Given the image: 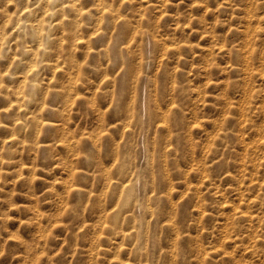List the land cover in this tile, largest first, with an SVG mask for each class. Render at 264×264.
I'll return each mask as SVG.
<instances>
[{"label":"rangeland","instance_id":"1","mask_svg":"<svg viewBox=\"0 0 264 264\" xmlns=\"http://www.w3.org/2000/svg\"><path fill=\"white\" fill-rule=\"evenodd\" d=\"M91 3L5 33L0 111L37 59L45 123L0 112V264H264V0Z\"/></svg>","mask_w":264,"mask_h":264},{"label":"bare ground","instance_id":"2","mask_svg":"<svg viewBox=\"0 0 264 264\" xmlns=\"http://www.w3.org/2000/svg\"><path fill=\"white\" fill-rule=\"evenodd\" d=\"M22 1V0H21ZM48 1V0H47ZM51 0H49V2H50ZM79 1V3L81 2H83V1H91L92 3V7H90V8H93V10H95V11H97V12H99L98 14H100V13H102V14H104L103 16H106V13H108L109 12V9H107V7H105V5H103V3H102V0H60L58 3H56V4H53V5H51V6H49V2H48V5L47 6H49V7H47V8H43V10H42V12H41V16L40 17H37V14H36V16H33L32 18H29V17H27V16H30L29 14L31 13V5H30V3L28 4V3H25L24 5H21L20 6V8L18 9V14L16 15V14H14V12H12L14 15H16L15 17H13V21L11 22V23H9L8 24V26L6 27V29L4 30V28L2 29V31L4 30L5 32H3V33H1L0 34V50H5V48L7 47V45H8V42H7V39H6V37H8V36H6L5 37V33H6V31H8V30H10V34L11 33H13V31H14V29H15V31L16 30H19L21 27L22 28H28V29H31L32 30V34H33V36H35V37H38V38H41L42 37V35L43 34H45V33H43L42 34V30H43V26H44V24H42L43 26H41V23L43 22V20L45 19V16H48V15H50L51 16V14L52 15H54V12H56L58 9H60L61 7H63V6H67V7H70V8H72V11H74V12H76V14L78 15V13L79 14H81V13H84V12H81V6L79 7V6H77L78 4H77V2ZM117 1V0H116ZM260 1V0H259ZM17 3V2H16ZM35 3H37V2H35ZM34 3V4H35ZM40 3V2H39ZM86 3V2H85ZM109 3V2H108ZM20 4H23V3H19V5ZM33 4V5H34ZM236 4V3H235ZM245 4V3H244ZM18 5V6H19ZM32 5V6H33ZM38 5V4H37ZM40 5V4H39ZM45 5V6H46ZM249 5V4H248ZM15 7H16V5H14ZM86 6V5H85ZM84 6V7H85ZM227 6V5H226ZM7 7V6H6ZM11 7H12V4H11ZM10 7V8H11ZM83 7V6H82ZM114 7V6H113ZM225 7V6H224ZM235 7V6H234ZM34 8V7H33ZM38 8V7H37ZM70 8H68L69 10H70ZM151 8V7H150ZM155 8V7H154ZM157 8V7H156ZM8 9V8H7ZM35 10H36V8H34ZM226 9V8H225ZM236 9V8H235ZM237 9H238V7H237ZM236 9V10H237ZM4 10V9H3ZM14 9L12 8V11H13ZM84 10H86V8L84 9ZM90 10V9H89ZM1 11H2V9H1ZM15 11V10H14ZM38 11V10H37ZM232 11V10H231ZM235 11V10H234ZM36 12V11H35ZM62 12V11H61ZM90 12V11H89ZM4 13H6L5 14V17H6V15H7V18L6 19H8V20H12L11 18H10V15H8L7 14V12H5L4 11ZM16 13V12H15ZM37 13V12H36ZM57 13H59V10H58V12ZM88 13V12H87ZM86 13V14H87ZM252 13V12H251ZM56 14V13H55ZM62 14V13H61ZM73 15L75 14V13H72ZM88 14H90L91 15V13H88ZM93 14V13H92ZM32 16V15H31ZM95 16V15H94ZM100 16V15H99ZM98 16V17H99ZM247 16V15H246ZM10 18V19H9ZM89 18V17H88ZM123 18V17H122ZM5 19V20H6ZM95 19V18H94ZM2 20V19H1ZM5 20H4V22H5ZM47 20H48V18H47ZM243 21V20H242ZM250 21V20H249ZM4 22H2V23H4ZM7 22H9V21H7ZM49 22H50V20H49ZM100 22H101V20H100ZM241 22V21H240ZM244 22V21H243ZM246 22V21H245ZM44 23V22H43ZM52 23V22H51ZM6 25H7V23H5ZM46 24H47V22H46ZM99 24V23H98ZM122 24V23H121ZM246 24H249V22H247ZM1 25V24H0ZM52 25V24H51ZM250 25V24H249ZM49 26V25H48ZM45 28V27H44ZM97 28V27H96ZM96 28H94V29H96ZM246 28V27H245ZM47 29H49L48 27H47ZM74 29H76V28H74ZM25 29H23V32L25 33V31H24ZM30 30V31H31ZM100 30V29H99ZM21 31V30H20ZM45 31H48V30H46L45 29ZM101 31V30H100ZM250 31H252V30H250ZM22 32V31H21ZM22 32V33H23ZM72 32V31H71ZM70 32V33H71ZM74 32V31H73ZM48 33V35L47 36H49L50 34H49V32H47ZM17 34V33H16ZM15 34V35H16ZM30 34H31V32H30ZM72 34V33H71ZM74 34V33H73ZM259 34V33H258ZM23 35V34H22ZM70 35V34H69ZM75 35V34H74ZM94 36V35H93ZM262 36V35H261ZM13 37H14V34H13ZM24 37V36H23ZM34 37V38H35ZM45 37V36H44ZM72 37V36H71ZM149 38V37H148ZM43 39V38H42ZM46 39V38H45ZM73 39H74V43L76 44L75 46H77V44L78 43H83L84 41H86L87 39H84V36L83 35H76V36H74L73 37ZM23 40H25V39H23ZM30 41H32V40H30ZM41 41H43V40H41L40 39V42L38 43V46L37 47H35V48H38V47H41V46H43V44L41 43ZM54 41V40H53ZM46 42V41H45ZM48 42V41H47ZM260 42V41H259ZM25 43H27V42H25ZM32 43V42H31ZM16 44V43H15ZM33 44H34V42H33ZM21 45V44H20ZM30 45V44H29ZM28 45V46H29ZM32 45V44H31ZM22 46H23V44H22ZM51 46V45H50ZM251 46V45H250ZM8 47H9V45H8ZM25 47V46H24ZM249 47V46H248ZM10 48V47H9ZM8 49V48H7ZM27 49H28V52H30L31 54L30 55H34L35 54V49H33L32 47H27ZM40 49V48H39ZM39 49H38V51H39ZM44 49V48H43ZM43 49H42V51L41 52H39V53H42L43 52ZM264 49V48H263ZM24 50V49H23ZM6 51V50H5ZM21 51H22V49H21ZM46 50H44V52H45ZM14 53V52H13ZM24 53V52H23ZM27 53V52H26ZM13 55V54H12ZM17 55V54H16ZM29 55V54H28ZM27 55V56H28ZM36 55H37V53H36ZM27 56H25V54H24V57H26L27 58ZM15 57V56H14ZM15 59V58H14ZM12 60V59H11ZM18 60V59H17ZM32 60V59H31ZM46 60V59H45ZM13 61V60H12ZM27 61V60H26ZM30 61V60H29ZM37 59L36 60H34V62H30L29 64H28V68H26L27 70H28V73H23V75H20L18 78H17V81H18V83H17V85L14 87V88H11L12 87V85H11V89L10 90H8L7 88H5V90H6V92H8V94L10 93L12 96L9 98V103H8V107L7 108H4L3 110H1L0 112H7V111H9V113H10V111H14V112H16L18 115H22L23 117H24V119L22 120L19 116L18 117H16V118H14L13 119V121H11L12 122V124H11V126L14 124V125H18V126H27L28 124H30V123H35L36 125H43L44 123H45V121L44 120H38V119H36L35 117H34V115H31L32 114V112L30 111V110H28V108H27V106H26V104H25V101L28 99H26V97L28 96V95H31V93H28V95L26 96V92H25V88L27 87V86H29V87H31V88H39L40 87V85H42L41 83H40V85H39V81L37 80V78L36 79H34V78H32L31 77V74H33V73H36V69H35V65H36V63H37ZM262 61V60H261ZM13 63V62H12ZM16 63V62H15ZM24 63H26V62H24ZM11 64V63H10ZM18 64V63H17ZM27 64V63H26ZM5 71V70H4ZM22 71H23V69H22ZM25 71V70H24ZM22 74V73H21ZM3 76V75H2ZM15 76V75H14ZM35 76V75H34ZM2 78V77H1ZM1 78H0V81H2L3 82V80H1ZM16 80V79H15ZM1 82V83H2ZM1 86V85H0ZM4 87H5V85H4ZM43 87V86H42ZM2 87H0V89H1ZM30 89V88H29ZM27 90V91H29L30 92V90ZM41 89V88H40ZM3 90V89H2ZM38 90V89H37ZM2 92V91H1ZM32 92V91H31ZM30 98V97H29ZM7 105V104H6ZM44 106V101H41L39 104H38V108L40 109V108H42ZM12 113V112H11ZM3 126H5V127H8L7 125H9V124H7V125H4V124H2ZM13 127V126H12ZM7 129H9V128H7ZM11 129V128H10ZM9 129V130H10ZM11 136V135H10ZM14 136L12 135V137L10 138L11 140L10 141H13L14 140ZM262 144H264V143H262ZM258 178V177H257ZM244 179V178H243ZM262 180V179H261ZM243 182V181H242ZM245 187V186H244ZM240 189V188H239ZM242 191V190H241ZM261 203V202H260ZM227 208V207H226ZM243 208V207H242ZM249 211V210H248ZM239 212V211H238ZM255 216V215H254ZM246 217V216H245ZM256 218V217H255ZM226 223V222H225ZM226 225V224H225ZM224 226V225H223ZM225 228V227H224ZM176 233V232H175ZM130 264V263H129Z\"/></svg>","mask_w":264,"mask_h":264}]
</instances>
